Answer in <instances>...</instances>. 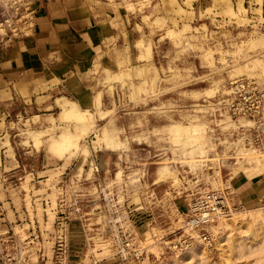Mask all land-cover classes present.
<instances>
[{
	"label": "rangeland",
	"instance_id": "374dc122",
	"mask_svg": "<svg viewBox=\"0 0 264 264\" xmlns=\"http://www.w3.org/2000/svg\"><path fill=\"white\" fill-rule=\"evenodd\" d=\"M102 1L151 15L87 66L102 120L47 86L36 102L0 96V263L264 264V148L230 97L244 79L264 92V0ZM67 2L0 0V66ZM212 191L245 209L209 225V248L186 223Z\"/></svg>",
	"mask_w": 264,
	"mask_h": 264
},
{
	"label": "crops",
	"instance_id": "0c3cea01",
	"mask_svg": "<svg viewBox=\"0 0 264 264\" xmlns=\"http://www.w3.org/2000/svg\"><path fill=\"white\" fill-rule=\"evenodd\" d=\"M67 1L59 13L48 12L38 18L34 38L28 43L25 55L0 66V96L5 97L1 101L8 103L22 98L36 102L38 96L45 94L42 87L47 86V94L58 93L59 107L64 109L65 103L74 102L76 108L82 107L80 112H93L99 121L102 120L99 114L106 113L103 96L95 95L93 89L86 86L87 66L92 70L95 63H104L102 57L109 59L114 47L126 39L130 41L137 33L135 26L140 27V20L143 22L151 15L137 9L139 14L131 22L134 11L127 13L126 9L121 10L109 2ZM147 2L149 0H144L142 4ZM2 143L5 144L1 147L3 161V149L8 145L4 140Z\"/></svg>",
	"mask_w": 264,
	"mask_h": 264
},
{
	"label": "built area",
	"instance_id": "2783aa9c",
	"mask_svg": "<svg viewBox=\"0 0 264 264\" xmlns=\"http://www.w3.org/2000/svg\"><path fill=\"white\" fill-rule=\"evenodd\" d=\"M231 111L234 117H242L250 122L254 121L259 128H255L253 145L255 149L264 148V92L251 80H240L231 88ZM223 191L206 192L189 205V219L187 229L199 233L200 242L206 247H213V239L207 228L216 219L229 218L237 211L245 209L242 199ZM264 208V197L260 200ZM190 238L189 241H192ZM1 264V263H0Z\"/></svg>",
	"mask_w": 264,
	"mask_h": 264
},
{
	"label": "bare ground",
	"instance_id": "6f19581e",
	"mask_svg": "<svg viewBox=\"0 0 264 264\" xmlns=\"http://www.w3.org/2000/svg\"><path fill=\"white\" fill-rule=\"evenodd\" d=\"M65 106H67V111L66 113H73L74 115H79V116H83L86 115L85 112H78V110L76 109V105L74 102H67L64 104ZM86 121V120H85ZM70 134H65L61 140V146H64L65 144H67L66 142H68V140H70ZM36 140V139H35ZM71 142V141H70ZM240 215H236V220H239Z\"/></svg>",
	"mask_w": 264,
	"mask_h": 264
}]
</instances>
